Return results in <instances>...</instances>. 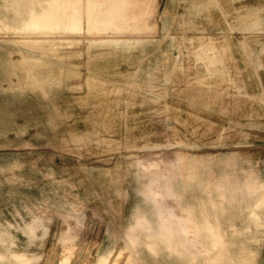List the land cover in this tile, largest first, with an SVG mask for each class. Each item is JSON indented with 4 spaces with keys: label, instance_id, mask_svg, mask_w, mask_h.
<instances>
[{
    "label": "rangeland",
    "instance_id": "obj_1",
    "mask_svg": "<svg viewBox=\"0 0 264 264\" xmlns=\"http://www.w3.org/2000/svg\"><path fill=\"white\" fill-rule=\"evenodd\" d=\"M29 1L0 0V224L45 227L26 264H264V0H93L140 3L106 25L90 0H49L77 22ZM38 26L79 46L40 48ZM154 181L188 239L159 233Z\"/></svg>",
    "mask_w": 264,
    "mask_h": 264
},
{
    "label": "bare ground",
    "instance_id": "obj_2",
    "mask_svg": "<svg viewBox=\"0 0 264 264\" xmlns=\"http://www.w3.org/2000/svg\"><path fill=\"white\" fill-rule=\"evenodd\" d=\"M31 1V0H30ZM30 1L28 2V4L30 3ZM59 1V0H58ZM72 1V0H71ZM76 0L72 1V2H75ZM78 1V2H77ZM76 3H79L80 1L77 0ZM119 1V0H117ZM116 1V2H117ZM122 1V0H120ZM119 1V2H120ZM23 2V1H22ZM25 2V1H24ZM72 2H71V5L68 6V8H64L68 9L69 11V15L67 14H63L61 9H60V12H56V13H52L50 12L49 10H46V9H49L52 7V5L50 4L49 0H42V5H41V8L43 9V16L44 17H47L50 19L51 18H55V17H68L69 19H71L70 17L73 18L74 22L76 19H80L81 20V17L83 13H79V11H77V9H79L81 6H75L72 5ZM108 2V1H107ZM112 1H110L111 3ZM32 3V2H31ZM56 3V2H55ZM58 3V2H57ZM56 3V4H57ZM63 3V2H62ZM109 3V2H108ZM109 3V4H110ZM115 3V2H114ZM114 3H111L108 7H104L106 9V11H102V12H94V9H95V2H93V0H90V5L87 4V6L89 5V13L87 11V18L90 19V22L93 20L95 21L96 18H100L101 21H102V24L103 25H106L104 24V22L108 19H112V21L114 19L116 20H122V19H125L127 21H132L133 22H136V21H139L140 20V15H139V11H137L136 8H134V3L132 2V7H126V6H123L124 10H120L121 8H119L120 6H116ZM118 3V2H117ZM121 3V2H120ZM48 4V5H47ZM70 4V2H69ZM79 4H82L83 3H79ZM97 4V2H96ZM119 4V3H118ZM130 4V3H129ZM140 3L137 4V6H139ZM13 5V4H12ZM11 5V6H12ZM31 5V4H30ZM63 5V4H62ZM68 5V4H67ZM104 5V4H103ZM102 5V6H103ZM123 5V4H122ZM121 5V6H122ZM7 5H5L4 7H6ZM66 6V5H65ZM106 6V5H105ZM136 6V4H135ZM136 6V7H137ZM143 6V5H142ZM59 7V5L57 6ZM86 7V6H85ZM12 8V7H11ZM88 8V7H87ZM98 8V7H97ZM97 8H96V11H97ZM141 8V7H140ZM7 9V8H6ZM29 9V8H28ZM81 9V8H80ZM79 9V10H80ZM100 9V8H99ZM143 9V8H141ZM14 10V9H13ZM57 10V9H56ZM54 10V11H56ZM138 10H139V7H138ZM17 11V10H16ZM65 11V10H64ZM82 11H83V8H82ZM100 11V10H98ZM143 11V10H141ZM81 12V10H80ZM17 13V12H16ZM15 13V14H16ZM66 13V12H65ZM99 13V14H97ZM18 14V15H17ZM16 15V18H20L22 16V13H17ZM86 14V13H85ZM35 17V16H34ZM144 17V16H142ZM22 18V17H21ZM86 18V19H87ZM38 19V18H37ZM40 19V17H39ZM46 19V18H45ZM83 19V18H82ZM89 19H87L86 21H88ZM103 19L105 20L103 22ZM29 20V19H28ZM33 20V19H32ZM36 20V18L34 19ZM53 20H56V19H53ZM48 21V20H47ZM46 21V22H47ZM51 21V20H49ZM61 21H62V18H61ZM126 21V22H127ZM129 21V22H130ZM142 21V19H141ZM25 22L27 23V21H13V26L14 27H18V26H21V25H25ZM32 22V21H31ZM29 22V23H31ZM43 22V21H41ZM58 22V21H57ZM65 22V20H64ZM71 22V21H70ZM77 22V20H76ZM80 22V21H79ZM111 22V21H110ZM119 22V21H117ZM124 22V21H123ZM36 23V22H35ZM38 23V22H37ZM50 23V22H49ZM47 23V24H49ZM63 23V22H62ZM66 23V22H65ZM73 23V22H72ZM89 23L86 22V24ZM94 23V22H93ZM96 23V22H95ZM98 23V22H97ZM109 23V21H108ZM116 23V21L112 24L114 26V24ZM34 24V23H33ZM40 24V23H39ZM38 24V25H39ZM64 24V23H63ZM79 24V23H78ZM84 24V23H83ZM85 24V25H86ZM37 25V24H36ZM45 25V23H44ZM55 25V24H54ZM88 25V24H87ZM86 25V26H87ZM118 25V24H116ZM115 25V26H116ZM48 26V25H47ZM62 26V25H61ZM60 26V27H61ZM66 26H69V25H66ZM65 26V27H66ZM76 26H79V28L82 26V23L80 22V25H76ZM90 26V25H89ZM108 26V24H107ZM110 26V25H109ZM112 26V27H113ZM119 26V25H118ZM30 27V26H29ZM27 26V28H29ZM33 27V25H32ZM36 27V26H34ZM39 28L36 29V33L35 34H42V36L44 35L45 37H41L43 39H40L38 40V44L37 46L40 47V48H43V49H52V50H58V51H62V52H65V51H70V50H73V49H76L77 46H79V44L75 41L74 38L72 37H62V36H66L65 34V31H66V28L63 30L62 28L61 29H53V30H48L49 27H45V26H38ZM95 26H93V29H94ZM55 28V26H54ZM87 28H90V27H87ZM97 30L95 32L98 31V26H96ZM95 28V29H96ZM105 28V29H104ZM102 31L106 32V27H104ZM23 29V28H22ZM34 29V30H35ZM69 29V28H68ZM92 29V30H93ZM114 30H116L117 32H121L120 30L118 29H115L113 28ZM33 30V29H31ZM109 30V29H108ZM55 31V32H54ZM64 31V32H63ZM70 31V30H69ZM67 30V32H69ZM78 31H81V28L80 30L78 29ZM86 31V30H85ZM130 31V30H129ZM138 31V30H137ZM87 32H90L88 31L87 29ZM100 32V33H101ZM82 33V32H81ZM93 33V31L91 32ZM99 33V32H98ZM107 33V32H106ZM112 33V32H111ZM116 33V32H115ZM30 34H33V33H30ZM34 34V35H35ZM74 34V33H73ZM117 34V33H116ZM53 35V36H52ZM33 36V35H32ZM51 36V37H49ZM67 36H69V34H67ZM201 42H205V40H201L199 39ZM198 40V42H199ZM77 43V44H76ZM197 42H194L192 45H195ZM216 42H211V43H208V44H205V46H211L210 48H207V55L206 56H209V63L211 65H214L215 64V59H213L211 56H213V50L216 49L214 47H216L217 43L215 44ZM203 45V44H202ZM201 45V46H202ZM211 57V58H210ZM200 58V57H199ZM202 59V58H201ZM208 65V64H207ZM210 65V66H211ZM98 176V175H97ZM96 177V176H95ZM97 178V177H96ZM169 195L166 194V188H164V185L161 184V182H157V181H154L152 183V186H151V194L149 196V200L155 204V207L158 209L159 211V215H158V220L156 221L157 224H158V227L160 229V234L164 233L165 234V238H166V241H170V240H174L176 237H190V235H192L193 233V230L192 229V226L194 225L193 222H190L188 220H184L183 218H179L177 216H174L173 213H176L175 210L173 209V206L171 205L172 203H162L163 201H167L169 200L170 198H168ZM144 222V221H143ZM142 222V223H143ZM148 223V222H147ZM149 224L151 225H154L153 222H150ZM25 227H22L21 224H12V223H7V222H2V224H0V249L2 250V252H0V264H26L27 262H31L34 260V257L30 258L29 254L32 253V250L30 249L31 246L33 245V243H35V241L37 240V234L40 232V229L43 227V229H45L44 226H41L40 225V221L39 219L36 218H32L30 221H27L26 224H24ZM144 225H146L144 223ZM7 226V228H6ZM8 226L10 227V229L8 228ZM21 226V227H20ZM13 227H20V228H23L24 230L22 232H20V230H18L17 232L23 234L25 236V239H20L18 238V236L16 235V232L14 233V231H12V228ZM138 227H140L138 225ZM142 227V226H141ZM140 227V228H141ZM140 232L142 233H147V228H143L142 230L140 229ZM166 232H168L169 234H166ZM188 239V238H187ZM193 240V239H192ZM192 240H189L187 241V243H185L186 247L189 248V249H193V248H198L197 246V243H196V239H194L193 241ZM20 241H23L25 244L24 245H19ZM19 242V243H18ZM21 246V247H20ZM33 247V246H32ZM15 249H18L20 251H13ZM8 252H10L8 254ZM110 251L108 250H105L103 254H100L98 256V259H97V262L96 264H108L109 260H110ZM65 261V259H64ZM63 261V262H64ZM111 261V260H110ZM67 262H69V260H67ZM33 263V262H32ZM61 264H62V261H61ZM64 264V263H63Z\"/></svg>",
    "mask_w": 264,
    "mask_h": 264
}]
</instances>
